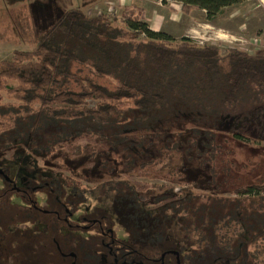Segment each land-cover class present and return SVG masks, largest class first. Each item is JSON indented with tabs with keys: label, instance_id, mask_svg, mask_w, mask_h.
<instances>
[{
	"label": "trees",
	"instance_id": "1",
	"mask_svg": "<svg viewBox=\"0 0 264 264\" xmlns=\"http://www.w3.org/2000/svg\"><path fill=\"white\" fill-rule=\"evenodd\" d=\"M171 1L180 3L185 14L201 10L207 21H213L226 8L247 0ZM143 17V9L136 5L121 9L119 24L107 14L90 16L80 7L57 11L46 27L31 29V50H16L11 60L0 62V156L17 145L30 152L25 162L24 157L20 163L4 160L10 165L3 168L10 180L0 178V187H6L0 199L7 196L2 206L16 212L19 205H24L29 213L26 219L15 212L13 216L8 214L15 221L9 220L6 231L0 227V248L4 251H0V264H40L30 263L24 257L28 249L34 252L33 248L45 250L46 264L63 261L57 240L45 237L50 233L49 224L53 229L56 226L60 234L79 236L74 240L78 243L86 236L96 235L93 241L98 244L103 238L100 232L72 230L67 217H50L54 214L52 204H73L85 198L86 191L91 194L92 187L82 186L81 176L69 184L57 172L41 171L36 157L42 161L62 159L65 164H71L73 157L80 160L78 165L89 169L100 163L96 169L100 178L115 170L110 160L115 152L123 156L124 172L142 170L149 178H165L181 186L186 181V171L182 172V167L172 168L171 155L162 158L160 148L156 149L159 155L144 154L146 134L153 133L161 122L184 121V116H195L196 123V117L205 121L210 115L221 113L216 106L239 114L246 106L251 108L252 104L264 101V50L252 53L228 48L223 54L215 43L199 45L188 37L172 44L166 33L150 29ZM98 79L109 82L111 88ZM90 101L95 106H90ZM134 112H138L137 121L131 123L128 116ZM193 112H199L195 113L199 116ZM200 122L206 129L205 123ZM216 130L214 127L207 133L215 134ZM238 139L250 140L240 135ZM92 141L93 146L89 144ZM219 147L216 143L207 149L211 148L209 151L217 157ZM172 149L178 151L176 147ZM221 153L228 157V149ZM65 164L55 169L67 167ZM164 169L168 170L162 172ZM11 173L20 178L22 185L13 180ZM234 174L236 179L243 176L241 171L223 166L219 177H211L209 182L226 185L218 195H196L188 188L177 193L173 186L166 195L152 201L157 205L152 203L150 207H140L137 194L131 189L128 188L133 193L122 187L118 191L112 186L118 184L114 180L110 186L98 185L105 188L103 198L111 204L118 192L125 194L126 199L131 197L135 207L132 215L143 219L135 224L129 221L131 212L122 215L129 224L125 227V240L117 238L127 252L124 263L132 258L130 261L148 260V264H178V260L180 264H264V182L230 186ZM38 176L42 179L38 180ZM225 192L236 198L225 196ZM168 197L173 201L163 202ZM190 201L191 209L184 206ZM120 202L123 204L122 198ZM42 203L47 209H40ZM244 204L247 206L238 210ZM233 205L236 207L232 208ZM125 209L130 211L128 206ZM33 213L37 216L33 217ZM147 220L151 223L145 225ZM28 224L31 227L24 229ZM34 225L42 230L39 237ZM28 232L31 234L23 235ZM141 236L145 238L143 250L147 252L136 258L137 250L126 246V242L140 243ZM16 237L25 243L23 250H18ZM165 242L174 243L177 251L171 247L162 249L160 244ZM105 257V253L99 252L93 258L97 264H107Z\"/></svg>",
	"mask_w": 264,
	"mask_h": 264
},
{
	"label": "rangeland",
	"instance_id": "2",
	"mask_svg": "<svg viewBox=\"0 0 264 264\" xmlns=\"http://www.w3.org/2000/svg\"><path fill=\"white\" fill-rule=\"evenodd\" d=\"M132 2L133 0H0V62L11 60L13 53L16 50H31L33 48V45L29 42L31 39V29L33 27H46L49 19L57 11L80 7L90 16L107 14L114 18L115 24H119L121 9ZM144 5L145 9L150 14L149 16L147 14L149 18L143 17V21L152 30L166 33L172 44H177L183 37H188L199 45L215 43L220 46L223 54L226 53L228 48H238L244 51L257 52L262 51L261 49L264 47V37L262 39H254L248 44L240 37L231 38L228 35V28L237 27L238 31L241 24H246V22L243 21L246 16H242L243 12H246V5L228 7L224 10L222 15L215 19V21H207L205 13L201 10H193L189 14L183 13L179 7V3L176 1L166 0L164 2L162 0H145ZM260 25L264 28V20L261 21ZM221 26L227 28V30L219 29ZM141 38L145 39L143 35ZM98 81L111 88L109 82L101 79H98ZM89 104L92 107L95 106V102L93 101H90ZM251 106V108L246 106L242 110L243 112L241 111L239 114L229 113L225 109L223 111L216 106V109H219L221 113L217 112L210 115L205 121L204 119H197L196 117V123L194 122L195 116H184V121L181 119L174 121V123H172L173 120H170L171 122L164 121L161 122L159 126L158 124L156 125V127H158L153 130V133L146 134L144 132L147 137L146 145L144 146L145 155L150 153H158L157 155H159L160 151L156 149L160 148V150L162 149V158L168 154L171 155L173 160L172 168H179L181 170L182 167V172L185 173L186 171L184 177L186 181L182 182L183 184L181 183V186L176 185L165 178H149L142 174V170L124 172V166L121 163L123 161V156L115 152L111 153L112 155L110 156L112 165H114L115 168L112 167L115 170L112 174L106 173L100 178L98 177V171L96 170L99 168L100 163H95L96 165H94L96 167L94 165L91 166V170L87 166L78 165L80 164V160L76 161L73 157H70V160H73L70 161L72 162L71 164H65V160L62 159H59L58 161L55 160V158H52L51 161H42V159L36 157V166L41 171L44 170L48 173L52 171L57 172L58 174L63 175L69 184L81 176L80 184L82 186L92 187L91 194L86 191L85 198L82 197L79 201L73 204L65 205L68 202H65L64 204H52L51 210H54V214L50 215V217L53 218L56 215L62 219L67 217L71 228L73 227L72 230L75 231H77V229L87 231L88 229L95 232L97 231L96 233L103 230L105 233L100 240V244H98L99 242L96 243V241H93L96 239V235L93 237L90 236L89 238L86 236V239H83L82 242L80 240L81 243H78L74 240L79 239V236L69 233L60 234L56 226H54L53 229L52 225L49 224L50 227H48V229L50 233L45 237L47 239H53L54 237L58 242L56 245L60 250H58L59 254L62 252L63 261H59L57 264H71L72 262H74V264H97V261L93 257L95 256V253L99 254V252L106 254L107 257L105 258L107 259V264H113L114 261L115 264L150 263L148 260H144L143 262V259L130 261L133 260L132 258L125 260L126 263H124L127 252L121 248L123 244L117 238L125 240V232L127 230L125 227L129 224L122 215H124L125 212H131V214H128V218L130 222L135 224L142 223L143 219L139 216L135 217L132 215L133 212L135 213V207L132 206L134 200L131 197L126 199L125 194L118 192V195L112 197V204L109 199L103 198L105 196V188L100 189L98 186L101 183L110 186V181L114 180V182H118V184L112 186L119 188L118 191L122 187L123 189H126V191H130V193L134 192L137 194V201L141 204L140 207H150L153 206L152 201H154V199L166 195L168 188L173 186L175 189L174 191L177 193L188 188L191 193H195L196 195H218L219 191L226 188V185L220 181L214 183L209 182V180L214 174L219 177L220 169H222L223 166H225V168L230 167L232 171L242 172L243 176L240 177L238 175V179H236V174L233 175V178L230 179V186L252 184L256 181L264 182V101L261 100L256 105L252 104ZM137 113L138 112H134L128 116L131 123L137 121ZM195 113L199 112H193L194 115H196ZM189 118L191 121H188ZM200 120L205 123L204 125H206V129L203 128L204 126ZM116 127H119L117 121ZM214 127L217 128V130L215 131V134H212L211 132ZM207 131H211V134L207 133ZM238 135L245 136L250 140L238 139ZM86 142L87 140H84L83 143L86 144ZM205 143L206 146L204 145ZM216 143L220 145L217 157L209 151L211 148L207 149L209 146H215ZM89 144L93 146V141ZM175 147L178 151L172 149ZM105 148L106 150L108 149L107 146H105ZM227 149L228 157L224 158L221 151H226ZM28 154L30 155V152L27 151L23 145H17L13 150L5 153L3 152V155L0 156V171H2L3 175L0 174V178L4 181H8L5 178L6 176L9 177V175L6 173V169L3 168H9V161L11 162L15 160L20 163V160L23 157V161L25 162L29 158ZM4 160L8 161L7 164L6 162L4 163ZM75 161L76 166L73 165ZM64 164L67 165V167H63L60 170L55 169L56 166H62ZM89 170H91V172ZM167 170L168 169H164L162 172ZM4 174H6L5 177ZM11 176L16 183L22 185L18 176L12 173ZM37 179L39 180L42 178L38 176ZM126 185H129V187ZM161 186H163V188H160ZM112 189H114V187H112ZM4 190H6V187H0V195ZM114 192H116L115 189ZM224 195L229 196L232 199L236 198V196H231L228 192H225ZM5 198H7V196H5ZM5 198L0 199V227L4 231H6L8 227L7 224L15 221L13 220V217H10L13 216L12 213L15 212L14 208L10 207L9 209L6 207L3 208L2 206L6 204ZM121 198L123 204L120 202ZM192 198L198 199L194 196H192ZM171 199L172 198L170 197L165 198L163 202L168 200L173 201ZM196 199L193 201H196ZM192 204L193 202L190 201L184 206L191 209ZM43 205L44 204L42 203L40 209H47V205ZM76 205H78L77 209H75ZM155 205H157V203ZM23 206L24 205H19V207L16 208L15 213L26 219L28 218L27 215L29 210H26V207L23 208ZM127 206L130 208V211L125 209ZM242 206L247 205L244 204L238 206L239 209L238 207L235 209L242 211L244 209H241ZM253 206L254 205H252V207ZM255 206L258 207L260 212L263 211L261 207L257 205ZM234 207H236V205L232 206V208ZM72 213H74V215L71 218ZM8 214H10V216H8ZM32 216H37V214L33 213ZM78 216L81 220L75 222L79 219ZM183 218L184 217H182V219ZM34 219H32V221H34ZM95 221L101 222V227L98 223L94 224ZM52 222L53 221L50 223ZM68 222H64V224L69 226ZM79 223H81V226ZM150 223L151 222L147 220L145 225ZM184 223L186 224L187 221L184 220ZM82 225H89L92 228L83 229ZM28 227H31V225L28 224L24 229H29ZM32 228H34L37 237H39L38 234L42 233V230L38 229L35 225ZM25 234L30 235L31 233H23V235ZM83 234H86V232ZM0 239H3L1 234ZM16 239L19 240L16 241L18 250H21V248L23 250L26 246L25 243L20 242V237H16ZM142 239L145 238L142 237L140 243L132 242L130 240L126 242V246L137 250L136 258L141 256V252H147L146 250H143L146 248L144 247L145 244H143ZM188 242L189 241L185 243L183 242V244L186 245ZM160 245L162 249L171 247L176 250L174 243L165 242ZM48 249L55 252V250L51 248ZM32 250L34 252H30L28 249L27 256L24 255L27 261L30 263H37V261H40V264H46L48 262L44 258L47 255L45 250H43V252L38 248H33ZM120 250L122 251L120 252L121 254H119ZM0 251L4 252L2 248H0ZM143 256L145 255L142 254L141 257ZM34 257H36L37 260Z\"/></svg>",
	"mask_w": 264,
	"mask_h": 264
},
{
	"label": "crops",
	"instance_id": "3",
	"mask_svg": "<svg viewBox=\"0 0 264 264\" xmlns=\"http://www.w3.org/2000/svg\"><path fill=\"white\" fill-rule=\"evenodd\" d=\"M145 0H133L132 3H129L128 6L130 5H136L140 8L143 9L144 11V17L149 18V12L145 9ZM239 5H246L247 8L245 9L246 12H243L242 16L244 17L243 21L246 22V24H241L239 30L237 31V27H231L228 28V35L231 38H237L240 37L244 39L248 44L252 40L256 39H262L264 37V28L261 24V21L264 20V0H247L241 4L234 5V6H239ZM232 6V7H234ZM179 7L182 10V5L179 3ZM230 8V7H229ZM227 9V8H226ZM148 14V16H147ZM240 20V19H238ZM215 21V20H213ZM148 22V21H147ZM149 23V22H148ZM230 27V26H229ZM151 29V28H150ZM219 29H224L227 30V28L221 26ZM263 46V43H262ZM264 50V47L261 49ZM258 52V51H257ZM257 52H252V53H257Z\"/></svg>",
	"mask_w": 264,
	"mask_h": 264
},
{
	"label": "flooded vegetation",
	"instance_id": "4",
	"mask_svg": "<svg viewBox=\"0 0 264 264\" xmlns=\"http://www.w3.org/2000/svg\"><path fill=\"white\" fill-rule=\"evenodd\" d=\"M0 170H1V169H0ZM0 174L3 175V173H2L1 171H0ZM5 175H6V174H4V177H5ZM5 179H6V178H5ZM9 180H10V178H9ZM9 180H8V181H9ZM72 217H73V216H72ZM78 218H79V219H77L76 221L79 222L81 219H80L79 216H78ZM96 223H98L99 226L101 227V224H100L101 222H99V221L96 222V221H95L94 224H96ZM79 225L81 226V223H79ZM82 226H83V229H85V228H89V229L92 228V227H90L89 225H87V226H86V225H82ZM96 232H97V231H96ZM100 234L103 235V234H105V233H104L103 230H101V231H100ZM73 264H74V262H73ZM160 264H163V263H160ZM178 264H180L179 260H178Z\"/></svg>",
	"mask_w": 264,
	"mask_h": 264
},
{
	"label": "water",
	"instance_id": "5",
	"mask_svg": "<svg viewBox=\"0 0 264 264\" xmlns=\"http://www.w3.org/2000/svg\"><path fill=\"white\" fill-rule=\"evenodd\" d=\"M1 172H2V171H1ZM6 179H7V180H9V177H8V176H6Z\"/></svg>",
	"mask_w": 264,
	"mask_h": 264
}]
</instances>
